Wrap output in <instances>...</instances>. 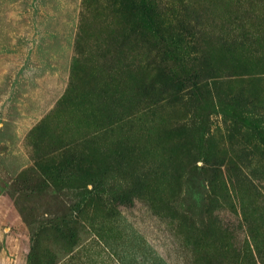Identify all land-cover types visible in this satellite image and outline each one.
I'll return each instance as SVG.
<instances>
[{
	"label": "rangeland",
	"instance_id": "obj_1",
	"mask_svg": "<svg viewBox=\"0 0 264 264\" xmlns=\"http://www.w3.org/2000/svg\"><path fill=\"white\" fill-rule=\"evenodd\" d=\"M0 264H264V0H0Z\"/></svg>",
	"mask_w": 264,
	"mask_h": 264
}]
</instances>
